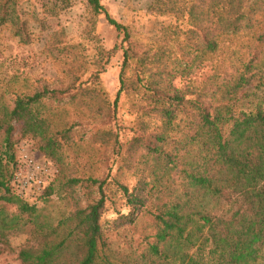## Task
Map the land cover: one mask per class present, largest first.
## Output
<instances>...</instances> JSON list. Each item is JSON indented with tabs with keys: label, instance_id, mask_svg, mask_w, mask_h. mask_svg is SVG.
<instances>
[{
	"label": "trees",
	"instance_id": "16d2710c",
	"mask_svg": "<svg viewBox=\"0 0 264 264\" xmlns=\"http://www.w3.org/2000/svg\"><path fill=\"white\" fill-rule=\"evenodd\" d=\"M86 1L94 16L104 14L128 42L115 100L110 103L88 84L98 80L116 49L101 51L106 61L86 81L77 72L84 66L73 58L63 77L0 94V204L17 205L28 214L38 238L36 248L18 251L21 264H264V95L250 111L235 106L247 98L250 86L264 80V0L192 1L187 33L196 41L190 45L193 58L178 60L176 69L187 74L195 62L215 55V71L191 93L163 85L162 76L143 81L137 75L130 87L141 88L149 103L138 110L125 141L113 123L128 83L123 74L131 59L129 32L109 17L101 0ZM176 2L156 0L155 5L177 14ZM7 25L21 43L30 42L18 0H0V28ZM64 32H53L51 40ZM237 36L245 41L223 46ZM57 44L48 43L46 50L59 55L67 49ZM148 112L159 126L143 120ZM16 129L37 140L39 152L56 168L55 187L33 200L10 188ZM97 144L103 151L90 154ZM110 160H120L135 183L112 178ZM54 193L64 195L72 210L55 224L37 222L34 202ZM206 200L213 202L211 208ZM110 209L117 217L103 221ZM18 220L0 217V241L19 229ZM142 224L144 233L134 246L132 237ZM119 230L131 232L132 240L117 249L110 234Z\"/></svg>",
	"mask_w": 264,
	"mask_h": 264
},
{
	"label": "rangeland",
	"instance_id": "374dc122",
	"mask_svg": "<svg viewBox=\"0 0 264 264\" xmlns=\"http://www.w3.org/2000/svg\"><path fill=\"white\" fill-rule=\"evenodd\" d=\"M21 12L26 20L29 29L30 42L23 44L12 35L10 25L0 28V94L2 90L23 91L34 85L36 80L46 79L47 81L56 77H63V67L67 66L73 58L84 66L78 70V75L83 81L104 65L106 56L104 51L116 49L110 57L105 71L98 76L96 82H90L96 91L105 95L110 103L115 100L120 88L119 75L122 70L123 48L128 42L123 40V35L110 26L104 14L93 15V11L86 0H18ZM165 1V0H164ZM193 0H178L176 10L180 12L162 13L155 5L156 0H101V5L110 18L127 28L130 41V56L124 69V79L128 82L126 90L118 99L116 120L114 127L118 130L122 141L129 139L133 131L137 117L140 115V108L146 107L149 102L143 99L141 88L131 89L130 82L139 75L143 81H149L162 76L163 85H172L177 89L188 93L199 91L204 83L215 71L214 62L217 56L206 55L200 61L195 62L187 74H181L177 69L178 60L191 61L193 52L190 45L196 41L190 39L188 30L191 23L190 10ZM64 5V6H63ZM93 23V27H92ZM64 30V34L51 40L50 36L55 31ZM50 38V39H49ZM56 41L59 49H65L63 53L51 54L46 50L47 44ZM245 41L243 36L230 37L223 43V46H239ZM102 51V52H101ZM153 77V78H152ZM152 78V79H151ZM247 98L236 103L238 109L250 111L264 95V80L259 84L255 83L247 90ZM90 104L88 97L83 98ZM87 105V103H86ZM264 109V105H263ZM84 111L87 109L83 108ZM144 121L151 123V128L160 125L154 115L149 112L143 117ZM15 141V156L22 150L29 151L38 158L44 159L54 168V164L41 154L38 150L37 140L22 137L19 130L13 135ZM2 135L0 134V143ZM103 148L96 145L90 149V154L96 152L98 156ZM85 157V161H88ZM111 177L118 178L128 185L135 183L132 173L121 167L120 160H110ZM55 175V174H54ZM113 180V179H112ZM54 181V182H53ZM54 177L48 186L55 187ZM47 186V187H48ZM46 187V188H47ZM45 188V189H46ZM110 191L115 192L113 183L109 186ZM117 201L121 211L126 209L121 205L120 194H117ZM36 204L37 222H48L55 224L59 217L67 215L71 210V204L64 195L54 193L50 197L38 199ZM211 208L213 202L206 200ZM221 201V205H225ZM29 204H31L29 202ZM28 214H21L17 205L0 204V217L10 219L19 217L18 230L6 232L4 241H0V264H21L17 258L21 248H36L37 234L34 226L30 223ZM117 215L110 209L104 216L103 221H110ZM34 219V218H31ZM150 230H147L149 234ZM144 233V224L138 227L134 234L133 245L135 246ZM110 234L112 247L119 249L132 240L130 232L119 230L116 234ZM144 236V234H143Z\"/></svg>",
	"mask_w": 264,
	"mask_h": 264
},
{
	"label": "built area",
	"instance_id": "2783aa9c",
	"mask_svg": "<svg viewBox=\"0 0 264 264\" xmlns=\"http://www.w3.org/2000/svg\"><path fill=\"white\" fill-rule=\"evenodd\" d=\"M54 174L50 163L22 150L12 165L10 188L17 197L33 200L43 193Z\"/></svg>",
	"mask_w": 264,
	"mask_h": 264
}]
</instances>
